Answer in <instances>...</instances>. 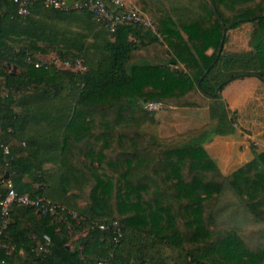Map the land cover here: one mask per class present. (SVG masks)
Wrapping results in <instances>:
<instances>
[{
  "label": "trees",
  "instance_id": "obj_1",
  "mask_svg": "<svg viewBox=\"0 0 264 264\" xmlns=\"http://www.w3.org/2000/svg\"><path fill=\"white\" fill-rule=\"evenodd\" d=\"M123 1L155 31L126 23L113 32L86 10L43 0L24 18L0 0V194L12 181L65 207L14 203L0 264H264V150L225 173L205 147L236 127L222 91L249 74L217 90L203 83L224 26L249 21L264 81V0ZM51 53L87 69L38 65ZM151 102L206 108L209 121L163 136ZM114 221L121 236L100 228Z\"/></svg>",
  "mask_w": 264,
  "mask_h": 264
},
{
  "label": "rangeland",
  "instance_id": "obj_2",
  "mask_svg": "<svg viewBox=\"0 0 264 264\" xmlns=\"http://www.w3.org/2000/svg\"><path fill=\"white\" fill-rule=\"evenodd\" d=\"M245 24V25H243ZM240 26L230 29V30H234L236 29L237 31H239L241 28H243L242 31L238 32V36H239V43H236V47L239 46L241 48L242 46V40L245 39V35H246V28H248V26H250L251 24H254L253 21H249L246 23H243ZM239 29V30H238ZM238 50V49H237ZM44 59H48L49 62H53L56 65H58L60 68H73L75 70H79L81 67L78 64L77 60H80V62H82L81 59H76V61L74 62V64L72 66H70L69 64H66V61L61 60L57 54L55 53H51V54H42ZM234 56L236 57H240L239 58V63L235 64L237 62L236 58H234ZM235 59V61H234ZM258 59V56H257ZM256 61V60H255ZM259 62V59H258ZM83 63V62H82ZM76 64V65H75ZM83 66H85L84 64H82ZM232 66V67H230ZM238 66L239 69H244L243 71H246L244 73H248L249 71H253L254 69V64H253V59L251 55H242L241 53H237L236 55H233V58L230 57V59H228L226 61V63L223 65H221L219 67V71L213 70L211 71L208 76L204 79V84L211 89H218L220 87V85L224 82H220V83H214L212 81H222L221 79L224 77L223 72L228 69V71H232V69H235V67ZM87 68V66H86ZM176 68V66L174 67ZM258 68V67H257ZM243 74V73H242ZM239 74H235L234 76H238ZM249 76V75H248ZM248 76L245 77H235V78H246ZM232 77V76H230ZM227 79V78H224ZM229 79V78H228ZM209 81H211V86H209L208 84L210 83ZM231 81V80H230ZM227 86V85H226ZM240 89V86L237 87V85H231L230 87H228V91L232 92V95H241L242 92ZM251 91V90H250ZM225 95V93H224ZM223 96V93H222ZM261 103L260 106L258 105H252L251 109L253 112H255L257 117H254L252 119H254L253 121L249 122V125L252 124V126L254 127L252 131V139L254 141H257V144L255 145L256 142H252L251 144V140H249L247 138L246 135L243 134L242 129L238 126L240 125L242 122L241 120L238 121V116H237V110L235 109H231L232 112H234L236 114V119H237V126L234 128V130L232 132L226 133V134H217L214 135L213 138L211 140H214V142L212 144H209L208 142H206L209 148V153L211 154V156L214 158V160L220 164L225 171L227 172H231L235 169H237L238 167H240L241 165H243V163H245L246 161H248L249 159L255 157L258 153H260L261 151L264 150V131L261 130L262 127H264V98H261ZM164 110V107L162 106L160 110H154V112H156L157 114H160L162 111ZM195 111L190 113L189 119L186 118H182L180 116V114L177 113H167V115H169L170 117L168 118L169 122L167 124H165V126L163 127V131L166 135H173L177 132H184L187 131L190 128L193 127H197L200 126L202 124H205L207 121H209V111L206 108H195ZM242 110V108H241ZM165 111H172L171 108H166ZM173 115V116H172ZM172 118V119H171ZM241 138L243 140H241ZM210 140V141H211ZM205 143V144H206ZM248 143V144H247ZM244 145L250 146V149L248 152H246L245 150L242 149V147ZM232 161V162H231ZM86 233V231L84 232ZM170 252V251H169ZM171 254V253H170Z\"/></svg>",
  "mask_w": 264,
  "mask_h": 264
},
{
  "label": "built area",
  "instance_id": "obj_3",
  "mask_svg": "<svg viewBox=\"0 0 264 264\" xmlns=\"http://www.w3.org/2000/svg\"><path fill=\"white\" fill-rule=\"evenodd\" d=\"M19 5L18 14L24 18L30 14L29 4L34 0H14ZM109 1L111 5L109 4ZM80 0V1H70V0H43V5L45 8L56 9L62 11H74V10H86L90 12L95 20H97L101 25L106 26L111 31L115 32L116 29L126 23L140 24L146 27H150L155 31V24L153 19L147 15L140 7L136 4L131 3L126 5L123 0ZM80 65L81 71H86V66H83L80 60H77ZM42 63H51L48 59L40 58L38 65ZM53 63V62H52ZM72 66L68 61L65 62ZM76 65V64H75ZM58 66V65H57ZM59 67V66H58ZM63 68V67H62ZM66 68V67H64ZM163 105L158 102H151L147 104L149 110H160ZM6 152H9L6 149ZM21 204L29 207H35L39 210H44L45 212L58 213L61 209L65 207L61 204L53 202L51 199L42 196H31L29 194L19 192L12 181L9 182V189L6 194H0V206L2 209L3 222L0 227V235L3 233L8 225V216L11 206L14 204ZM111 227L117 229L119 236L122 235V228L119 221H114L111 225L106 223L101 224L100 228L103 230H110ZM51 243V237L49 235L45 236V245ZM99 264H105L104 262H99Z\"/></svg>",
  "mask_w": 264,
  "mask_h": 264
},
{
  "label": "crops",
  "instance_id": "obj_4",
  "mask_svg": "<svg viewBox=\"0 0 264 264\" xmlns=\"http://www.w3.org/2000/svg\"><path fill=\"white\" fill-rule=\"evenodd\" d=\"M243 25H245V24H243ZM236 29H234V30L228 29L227 30L224 48H223V51L221 53L220 59L214 65V67L211 69V71H213V70L219 71V67L221 65H223V63L225 64L226 61L228 59H230V57L233 58V55H236L237 53H241V52H242V55L247 54V55L252 56L253 64L255 65L254 69H253V71H249L248 73H244L246 71H243L244 69H239L240 67L238 68V66H236L235 69H232V71H230V70L228 71V69H226L223 72L224 77L221 79L222 81H215L214 80L212 82H214L216 84V83L226 81V80H228V78H230V76H234L235 74H242V73L243 74H249V76L246 78H234L231 81H229L227 86L222 91V93H223L222 98L225 102H227L229 108L237 110L238 121L241 120V122H242L238 126L242 129L243 134L246 135L249 140H251V144H252V142H256L255 143V145H256L257 141H254L252 139V131H251L254 129V127L252 126V124L249 125V122L253 121L254 119H252V118L257 117V116H256L255 112H253L249 108H251L252 105L260 106V103H261L260 99L264 98V81L259 76L256 75L257 73H259L261 71V68H260V63L258 62V59H257V52H256L255 48L250 45V38H251V36L255 30V22H254V24H251L250 26H248V28H246V30H245V32H246L245 36L246 37H245V39L242 40L243 44H242L241 48L239 46L236 47V43L238 44V42H239L238 41L239 40L238 32L242 31L243 28H241L240 30L238 29L239 31H237ZM239 43H241V42H239ZM210 52H212V50H210ZM40 58L41 59L43 58L42 54L38 55V59H40ZM167 58H169L168 59V61H169L170 57H167ZM234 58H236V60H237V62L235 64L239 63L240 57L234 56ZM234 61H235V59H234ZM230 67H232V66H230ZM63 69H69V68H63ZM219 73H220V71H219ZM224 78H227V79H224ZM209 82L210 83L208 85L211 86V84H213V83H211V81H209ZM234 84H235V86L237 85V87L240 86L239 90H241V92H242L241 95H239V96L238 95H232V92L227 93L228 87H230L231 85H234ZM224 93H225V95H224ZM163 107H164V110L160 114H157V117L159 120V127L161 130V134L163 136H170L171 135V134L166 135L164 132H162L165 124H167L169 122L168 118L170 116L167 115V113H174V112L177 113L178 112L182 118L189 119L190 113L195 111L194 110L195 108H178V107H170V106H166V105H164ZM247 107H249V108H247ZM166 108H171L172 111H165ZM241 108H242V110H241ZM202 125H200V126H202ZM197 127H199V126H197ZM261 130L264 131V127H262ZM241 140H243V139L241 138ZM213 142H214V140H211L208 143L212 144ZM209 144H207V143L205 144V147L207 148L208 151H209V148H208ZM242 149L245 150L246 152H248L250 149V146L244 145L242 147ZM253 158H251V159H253ZM251 159H249L248 161H250ZM248 161H246V162H248ZM245 163H243V164H245ZM50 166H51L50 163L45 164V167H50ZM220 167L225 173H231L234 171L233 170L231 172H227V171H225V169L221 165H220ZM81 204L83 205L85 203L81 201Z\"/></svg>",
  "mask_w": 264,
  "mask_h": 264
},
{
  "label": "water",
  "instance_id": "obj_5",
  "mask_svg": "<svg viewBox=\"0 0 264 264\" xmlns=\"http://www.w3.org/2000/svg\"><path fill=\"white\" fill-rule=\"evenodd\" d=\"M211 1H212L213 7L215 8V2L213 0H211ZM228 28H229L228 26H224L225 34H226Z\"/></svg>",
  "mask_w": 264,
  "mask_h": 264
}]
</instances>
